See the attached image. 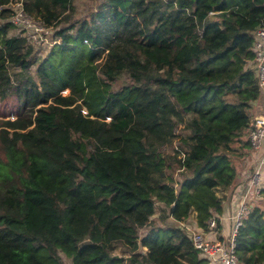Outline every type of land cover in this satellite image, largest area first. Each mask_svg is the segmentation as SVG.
I'll list each match as a JSON object with an SVG mask.
<instances>
[{"label": "trees", "instance_id": "obj_1", "mask_svg": "<svg viewBox=\"0 0 264 264\" xmlns=\"http://www.w3.org/2000/svg\"><path fill=\"white\" fill-rule=\"evenodd\" d=\"M11 1L0 0V97L18 101L0 118V264H205L185 226L151 217L192 214L206 230L214 214L218 226L251 146L264 0H101L82 17L71 0H20L55 29L38 60L9 32ZM235 251L264 264L263 203Z\"/></svg>", "mask_w": 264, "mask_h": 264}, {"label": "built area", "instance_id": "obj_2", "mask_svg": "<svg viewBox=\"0 0 264 264\" xmlns=\"http://www.w3.org/2000/svg\"><path fill=\"white\" fill-rule=\"evenodd\" d=\"M9 4L10 6L12 5V13L9 19L13 24L19 25L21 28L27 25H33L35 29L42 31L50 27L45 25L39 18L26 12L20 0L11 1ZM23 35L25 34L23 33ZM251 49L253 52L251 65L262 97V111L250 118V126L247 132L250 145L253 148H258L259 154L257 161L247 176L246 194L248 192L259 194L261 193L260 188L264 169V23L255 28ZM251 206L252 203L249 199L243 196L239 201L236 211L233 213L230 232L223 238L211 239L206 237L202 230L187 231L192 244L199 249L200 253L206 258V262L214 264H237L235 233L238 225L246 217ZM207 225L211 229L216 226L214 214L208 217Z\"/></svg>", "mask_w": 264, "mask_h": 264}, {"label": "crops", "instance_id": "obj_3", "mask_svg": "<svg viewBox=\"0 0 264 264\" xmlns=\"http://www.w3.org/2000/svg\"><path fill=\"white\" fill-rule=\"evenodd\" d=\"M262 111V97L259 96L258 98L251 101L249 106V115L252 116L258 114ZM259 154L258 148H253L250 146L245 154V156L236 162V177L231 186L226 190L225 197L222 201V208L219 213L216 214L218 219V226L214 228H207L206 230H202L199 227L193 215H189L183 221H177L178 224H182L186 227L187 231L189 230H202L206 237L211 239L216 238H223L229 232L232 224V216L233 213L236 211L239 201L242 199L243 196H246L247 199L252 204H262L259 199H263L264 196L262 193L254 194L248 192L246 194V186H247V176L250 173L253 165L257 161V157ZM264 174V169H263ZM205 264H214L210 262H206Z\"/></svg>", "mask_w": 264, "mask_h": 264}, {"label": "rangeland", "instance_id": "obj_4", "mask_svg": "<svg viewBox=\"0 0 264 264\" xmlns=\"http://www.w3.org/2000/svg\"><path fill=\"white\" fill-rule=\"evenodd\" d=\"M101 0H71L69 5V11L74 17H82L87 15L91 10H93ZM13 4V3H12ZM12 6V5H11ZM54 27L46 28V30L35 29L33 25H27L20 27L19 25L13 24L9 29L10 33L23 32L27 37L28 42L32 45L31 56L34 59L42 58L48 51L49 47L54 38ZM36 62V61H35ZM35 62L30 65V70L34 74ZM126 81V74L122 73L120 77L112 83L113 87H118ZM68 91L67 88L62 90L63 93ZM17 99L13 93H9L3 97H0V118L2 117H14V109L17 107ZM176 143V140H174ZM264 175V174H263ZM264 196V195H263ZM264 205V198L259 199ZM151 220L156 224H177V221L171 218L170 216L165 217L164 219H159V207H157L156 212L152 215ZM148 225L142 226L139 228V233L145 231ZM121 247H117L116 252L118 254H124L121 251ZM63 264H71L70 257L62 254ZM237 264H240L237 262Z\"/></svg>", "mask_w": 264, "mask_h": 264}]
</instances>
